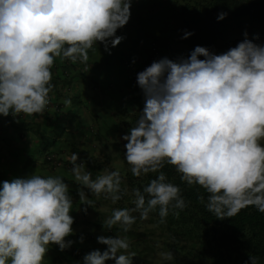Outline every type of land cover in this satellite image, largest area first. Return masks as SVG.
I'll return each mask as SVG.
<instances>
[{"label": "clouds", "instance_id": "9594fccd", "mask_svg": "<svg viewBox=\"0 0 264 264\" xmlns=\"http://www.w3.org/2000/svg\"><path fill=\"white\" fill-rule=\"evenodd\" d=\"M142 1L0 0V264H135L136 253L128 251L123 233L149 219L158 220L159 230L170 211L178 218L188 206L183 184L200 193V208L191 210L208 212L210 220L220 222L243 209L264 214V24L243 27L227 51L218 54L222 48L210 38L201 39L199 46L186 39L192 33L176 42L175 36L165 38L168 30L187 25L188 19L179 24L170 13L186 12V0H160L153 7ZM196 2L193 14L203 27L226 21L227 10L206 14L204 5L212 0ZM133 14L144 25L166 21L163 44L151 47L145 39L138 44L140 52L129 49L138 66L130 65L123 52H110L124 39L116 33L125 31ZM98 44L110 56L107 64L99 63L95 88L82 85L73 73L71 80L55 76L57 62L87 74L89 51ZM146 47L153 50L150 58L143 55ZM187 48L191 53L186 58ZM57 77L60 82L54 84ZM59 85L65 87L58 90ZM133 91L139 96L135 103L128 98ZM70 110L78 112L75 120L82 117L81 126L89 132L96 124L115 122L117 112L127 118L138 114L135 123L126 122L130 127L120 138L121 156L110 149L114 165L93 175L78 153L57 154L64 147L50 149L51 143L41 142L53 127L62 131L59 125H70ZM29 120L46 124L47 131L22 138L20 130ZM42 147L51 160L42 170L41 159L35 158L31 175L28 165L22 166L26 154ZM10 158L20 173L9 180ZM66 160L77 182L81 207L76 216L70 214L74 199L69 184L55 175ZM127 165L140 183L131 191L122 190L118 171L128 170ZM164 170L175 179L168 181ZM148 229L142 226L139 232ZM220 232L221 225L212 231L217 237ZM52 246L62 253L51 254ZM159 256L174 260L170 251ZM245 264L260 260L248 254Z\"/></svg>", "mask_w": 264, "mask_h": 264}, {"label": "trees", "instance_id": "16d2710c", "mask_svg": "<svg viewBox=\"0 0 264 264\" xmlns=\"http://www.w3.org/2000/svg\"><path fill=\"white\" fill-rule=\"evenodd\" d=\"M145 1L146 0H143L141 4ZM197 1L200 2V0ZM227 3L229 4L228 9H226ZM149 5L152 7L160 5V0H153L152 2L148 0V6ZM197 6L198 3L196 0H186L183 7L187 9L186 12L182 10L175 11L174 9L170 11L172 15L178 17L179 24L187 19L188 23L182 30L178 28L168 30L165 34L166 39L172 40L175 36L174 42H176L178 38L181 40L186 32L192 33V35L186 39H190L191 42L196 43V46H199L201 39L210 38L219 46L218 48H222V52L218 51V54H221L227 51L228 44L233 41V38H236L235 36L238 35L243 27H251L252 29L254 24H264V0H228V2L226 0H212L209 4L204 5V7H206L204 10L206 14L212 13L213 15H218L227 10V18L226 21L221 24H204V27L202 26L201 18L193 14V8ZM162 11L163 10L160 9L158 14H161ZM159 18H161V16ZM129 24L130 25H127L124 32L120 31L116 33L117 36H122L124 39L118 46L110 48V52L120 55H122L123 52L130 65L134 63V65L138 66L135 62V58L132 56V52L130 55L129 49H136L137 52H140L141 50L138 51L137 49L138 44L145 39L151 47H153L155 43H159V45L163 44L164 39L160 37V34L164 32L166 21L161 20L149 25H144L143 22L138 21V17L133 14ZM188 26L190 29L192 27L193 30L189 32ZM215 30L216 33H218L216 37L210 35L204 36L208 32H215ZM151 50L152 49L146 47L143 51V55L148 56V58L152 57L153 50ZM165 50L169 52V46L165 45ZM100 52H102V55L97 58ZM190 53V50L187 48L185 50V57L187 58ZM109 56L110 55L105 52L103 46L98 44L97 50L89 51L90 67L87 74L86 72L80 73L74 65H72L73 69L68 71L65 63L61 64L57 62L54 65L57 68V74H55V76H66L71 80V73H73L76 74L74 78H77L82 85L95 88V86L99 84V81L94 78L95 72L97 71L99 63L106 61L105 64H107ZM67 78L63 80L64 83H67ZM58 79L60 78L57 77L54 84L60 82L57 81ZM93 79L95 81H92ZM64 87V85H59L55 88L60 90V88ZM133 88L137 90L136 87ZM56 89H54L52 95L53 104H56V100L59 98ZM92 97L95 98V95L92 94V96H89L90 99H92ZM138 97L135 91L128 96L133 103L138 100ZM72 106H77V101L73 102ZM117 108H119V106H117ZM70 113L71 117L69 121H71V126L59 125L58 127L61 128L62 131L53 127V130L50 131L51 135L46 137L51 141L50 149L53 147H64L65 150H56L57 154L65 153L66 155L70 150L73 153H78L83 159L86 169L92 171L93 175H96L97 170L107 169L108 163L114 165L115 158L112 156L110 149H117L121 156L123 148L120 138L127 133L130 127L126 122L129 119L132 123H135L138 114L127 118L123 115L124 113L117 112L115 115V122L109 121V123L105 125L96 124L94 130L89 132L84 129V126H81L84 123L82 117H78L75 120L78 112L75 115L73 110H70ZM45 122L47 123L46 120ZM50 124H53V122H50ZM46 127V124L41 125L38 121L29 120L22 126L20 135L22 138H25L30 136L28 134L37 133L40 130L47 131ZM67 128L69 131H67ZM34 137H37V135ZM45 149L46 147L39 149L40 152L36 157L41 159L40 168L42 170L46 168V164L51 160L49 155H46V157L44 156ZM32 155V152L27 153L25 159H29ZM50 155L53 156V153ZM32 162L34 164V160H32ZM68 164L70 163L67 160L62 162V167H58L55 175L62 177L65 182L69 184V192L74 199L73 210L70 213L73 216L75 213L79 214L81 205L78 201L79 198L76 196L77 182L69 171ZM118 171L122 176V190L126 186L129 187L131 191L133 188H136L137 185H140L136 177L132 176L129 166L128 170L125 167L118 169ZM164 172L167 175L168 181L175 179L170 171L164 170ZM124 182L126 184L123 186ZM180 188L188 206L183 211L179 212L178 218L170 211L166 218V223H159V230H156L158 220L149 219L144 225H139V223L136 222L128 233H123V235L128 237L130 242L128 251L130 253H136V257L133 258L135 264H196L208 260V264H245L248 260V254L257 256L260 260V264H264V214L259 213L257 210L243 209L235 217L220 220V222L213 219L210 220L209 216L211 215L208 212H205V214L194 213L195 207L191 210V207L195 205L196 208H200V202L197 199L200 193L193 191L192 187H188L184 184ZM78 205H80L79 208ZM74 221L77 222V220ZM88 225L92 229L93 225L91 223H88ZM218 225H221V232L220 236L217 237L212 231ZM142 226L149 229L140 233L139 229ZM50 250L51 254L62 253L55 246H52L49 251ZM168 251L173 254L174 260L165 261L159 256V253Z\"/></svg>", "mask_w": 264, "mask_h": 264}, {"label": "rangeland", "instance_id": "374dc122", "mask_svg": "<svg viewBox=\"0 0 264 264\" xmlns=\"http://www.w3.org/2000/svg\"><path fill=\"white\" fill-rule=\"evenodd\" d=\"M47 136H48V135L43 136V138H41V142L44 141V143H48L47 146L49 147L51 141H50L49 139H46ZM26 145H27V143H26ZM26 145H25V144L23 145V149H24L25 151H28V149H26V147H25ZM39 152H40L39 149H36V150L34 151L33 155L30 156L29 159L24 160V162H23V165H22V166H24V164H27V165H28L27 170L31 173V175H32L33 173L36 172L32 160H35V158L37 157V154H38ZM16 158H17V157H16ZM18 159L20 160V163H19V166H20V165H21L22 157H18ZM8 162H9V168H10V170H11V174H10V178H9V180L12 179V178H19L20 169H17V170H16L15 167H14L15 162H16V159H15V158H14V159H13V158H10V159L8 160ZM36 169H37V168H36ZM25 176H26V175H23V177H25ZM29 176H30V175H29Z\"/></svg>", "mask_w": 264, "mask_h": 264}]
</instances>
